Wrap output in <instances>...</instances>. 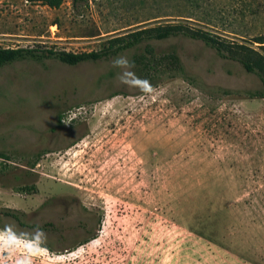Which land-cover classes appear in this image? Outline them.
<instances>
[{
	"label": "rangeland",
	"instance_id": "1",
	"mask_svg": "<svg viewBox=\"0 0 264 264\" xmlns=\"http://www.w3.org/2000/svg\"><path fill=\"white\" fill-rule=\"evenodd\" d=\"M167 22L259 50L264 0H0V46L100 50ZM148 43L160 63L151 77L136 64L147 43L96 62L0 68V232L42 228L32 264H264L262 81L202 40ZM121 55L134 67H114ZM125 71L153 93L120 84ZM54 193L72 202L63 227L46 225L66 214L48 204ZM28 257L12 245L0 264Z\"/></svg>",
	"mask_w": 264,
	"mask_h": 264
},
{
	"label": "trees",
	"instance_id": "2",
	"mask_svg": "<svg viewBox=\"0 0 264 264\" xmlns=\"http://www.w3.org/2000/svg\"><path fill=\"white\" fill-rule=\"evenodd\" d=\"M29 2H41L51 8H59L65 0H27ZM89 0H72L75 8L88 4ZM185 36L202 40L207 46L215 49L221 57L239 61L246 71L255 73L264 86V33L254 37L250 43L257 44L259 50L246 44L235 41H227L220 36L201 28H193L182 22L157 23L131 30L124 34L110 37L100 50L73 52L55 49L52 47H2L0 46V68L17 61L34 60L42 62L45 59H57L65 64L77 65L83 62H96L101 59L115 57L126 50L138 48L147 43L145 50L150 57H139L136 63L141 74L151 77L154 69H158L160 63L153 60V48L151 40H164L176 36ZM153 62V63H152ZM264 96V93H257ZM257 94L255 96H257ZM12 215V214H9ZM15 216V215H12ZM17 217V216H15Z\"/></svg>",
	"mask_w": 264,
	"mask_h": 264
},
{
	"label": "clouds",
	"instance_id": "3",
	"mask_svg": "<svg viewBox=\"0 0 264 264\" xmlns=\"http://www.w3.org/2000/svg\"><path fill=\"white\" fill-rule=\"evenodd\" d=\"M112 64L114 67H118L121 69H130L134 67V63L130 61L126 56L121 55L117 58H115L112 61ZM134 74L131 72L125 71L123 74L117 75V81L120 84L127 85L129 87H138L139 91L146 95H150L153 93L154 88L150 81L146 79H141L139 77H136L135 80H130L129 77L133 76ZM24 241V243H21V241ZM46 240V236L39 226L34 229V232L32 234V238L28 239L24 234L17 235L16 232L13 231L12 227L6 226V228L3 230V232H0V241H6L5 244L0 247V251H4L5 249H10V246L15 245L16 247H26V249L29 251V257L24 259L23 261H18L17 264H32L31 261V255L33 254L31 252L32 248H39L40 244H42ZM43 249L41 248L40 251Z\"/></svg>",
	"mask_w": 264,
	"mask_h": 264
},
{
	"label": "flooded vegetation",
	"instance_id": "4",
	"mask_svg": "<svg viewBox=\"0 0 264 264\" xmlns=\"http://www.w3.org/2000/svg\"><path fill=\"white\" fill-rule=\"evenodd\" d=\"M53 196L54 197L51 200H49V203L48 204H53L54 201L61 200V203H63V205L66 207V209H65V213L66 214L63 216V218H60V219L58 218V219H52V220H50L48 223H46V225L51 226V227H56V226L63 227V226L66 225L65 222L67 221L66 220L67 217H69V213H70V203H72V202L69 201V199H65V197L61 199L60 196L63 197V194L62 193H54ZM75 203H78L79 204L80 203L79 199H76ZM62 221H63V223H62Z\"/></svg>",
	"mask_w": 264,
	"mask_h": 264
},
{
	"label": "built area",
	"instance_id": "5",
	"mask_svg": "<svg viewBox=\"0 0 264 264\" xmlns=\"http://www.w3.org/2000/svg\"><path fill=\"white\" fill-rule=\"evenodd\" d=\"M62 122H65V119H62Z\"/></svg>",
	"mask_w": 264,
	"mask_h": 264
}]
</instances>
